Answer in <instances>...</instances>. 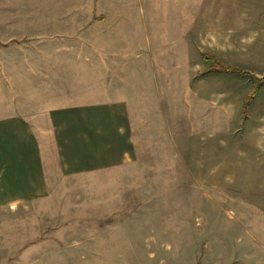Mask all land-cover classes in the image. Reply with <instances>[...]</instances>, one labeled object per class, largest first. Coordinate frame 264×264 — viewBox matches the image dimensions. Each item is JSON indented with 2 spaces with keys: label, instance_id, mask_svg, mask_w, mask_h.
Returning a JSON list of instances; mask_svg holds the SVG:
<instances>
[{
  "label": "rangeland",
  "instance_id": "1",
  "mask_svg": "<svg viewBox=\"0 0 264 264\" xmlns=\"http://www.w3.org/2000/svg\"><path fill=\"white\" fill-rule=\"evenodd\" d=\"M203 2L192 0L193 20ZM244 3L216 34L193 27L191 61L160 58L157 75L153 0H0V117L124 99L136 150L121 168L65 176L47 139L48 195L0 212V264H264V90L245 110L254 81L209 73L206 59L264 80L247 53L264 9ZM130 5L144 9L138 28L104 22Z\"/></svg>",
  "mask_w": 264,
  "mask_h": 264
},
{
  "label": "crops",
  "instance_id": "2",
  "mask_svg": "<svg viewBox=\"0 0 264 264\" xmlns=\"http://www.w3.org/2000/svg\"><path fill=\"white\" fill-rule=\"evenodd\" d=\"M166 1L168 0H153V4L148 6L152 9V21L151 30L146 32L150 44H157H152L155 53H151L152 70L157 75L161 66L160 58H178L185 63L191 61L193 51H198L195 41L199 38L193 36V27L213 26L216 34V28H223L227 24L224 17L232 15V10L236 11L233 7H240L244 3L242 0H233L225 10L224 0H206V3L196 7L199 8L201 16L204 14L203 19L193 20L192 0H173L170 4H163ZM177 1L189 10L182 19L176 17L175 11H181V7L177 9ZM253 1L255 4H244L264 9V0ZM123 10L133 11V5L126 9L113 8V13L105 15L104 22L117 21L118 26L123 28V22L127 25L130 21L138 28L139 17L143 21L144 9L142 12L133 11L128 14H124ZM160 11L168 12V17L161 16ZM261 21L262 24L256 23V28L259 25V32L252 40L254 44L250 50L247 49L250 60L264 61V19ZM135 33L136 42L144 48L146 36L140 37L137 29ZM122 34L127 36L124 30ZM142 34H146L144 30ZM140 54L142 55L138 53L136 56L139 66L143 63V55ZM224 57L233 60L239 57V52L231 51L221 55V58ZM238 69L242 70L239 67ZM234 77L235 75L231 78L240 79L238 76ZM252 83V87H256L257 83ZM257 87L256 95L248 106L249 111L260 101L258 95L264 90V82L258 83ZM86 98L84 95L67 104L57 103V106L43 114H30L13 108L8 115L0 117V212L15 210L47 197V139L58 158L59 169L65 176L115 170L133 159L136 150L127 100L97 101Z\"/></svg>",
  "mask_w": 264,
  "mask_h": 264
},
{
  "label": "trees",
  "instance_id": "3",
  "mask_svg": "<svg viewBox=\"0 0 264 264\" xmlns=\"http://www.w3.org/2000/svg\"><path fill=\"white\" fill-rule=\"evenodd\" d=\"M206 59H207V61H209L210 63H213V65H215L214 68H211L209 73L233 74V75L238 76V77L248 78V79H250V80H252L254 82H257V84L261 83V82H264L263 79H259V78H257L256 76H254L252 74L243 72L242 70L231 68V67H225L222 64L216 62V60H214L213 58L207 57ZM257 89H258V87L256 86L249 93L248 99H247V101L245 103V110L248 108L249 104L251 103V101L255 97Z\"/></svg>",
  "mask_w": 264,
  "mask_h": 264
}]
</instances>
